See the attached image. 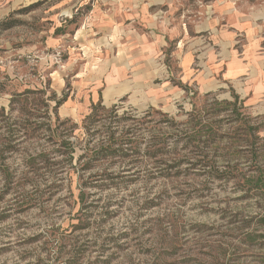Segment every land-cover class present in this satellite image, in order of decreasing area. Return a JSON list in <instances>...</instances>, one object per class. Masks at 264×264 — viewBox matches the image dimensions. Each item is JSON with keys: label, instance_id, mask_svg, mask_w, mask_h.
Masks as SVG:
<instances>
[{"label": "rangeland", "instance_id": "1", "mask_svg": "<svg viewBox=\"0 0 264 264\" xmlns=\"http://www.w3.org/2000/svg\"><path fill=\"white\" fill-rule=\"evenodd\" d=\"M118 1L0 0L15 20L0 26V264H264V99L181 84L171 40L160 62L180 97L148 105L143 80L89 99L85 78L117 64L100 17ZM111 132L134 143L80 170Z\"/></svg>", "mask_w": 264, "mask_h": 264}, {"label": "crops", "instance_id": "2", "mask_svg": "<svg viewBox=\"0 0 264 264\" xmlns=\"http://www.w3.org/2000/svg\"><path fill=\"white\" fill-rule=\"evenodd\" d=\"M178 1L173 11L174 0H119L100 17L102 27L115 35L117 64L97 79L85 78L89 99L99 90L102 102L113 103L137 90L143 80L148 105L180 97L183 90L170 82L173 73L160 62L168 40L175 43L172 58L181 84L202 92L230 84L253 102L264 99V0L192 1L200 2L201 9ZM150 60L156 62L159 84L141 77L151 72Z\"/></svg>", "mask_w": 264, "mask_h": 264}, {"label": "trees", "instance_id": "3", "mask_svg": "<svg viewBox=\"0 0 264 264\" xmlns=\"http://www.w3.org/2000/svg\"><path fill=\"white\" fill-rule=\"evenodd\" d=\"M13 22H15V20L4 18V19H2L0 21V26L3 27V28H8V27H10V26L15 24ZM186 89H187V87H186ZM189 92L191 93L192 90L188 89V93ZM64 98H65V96H64ZM64 98L58 99L56 101V105L55 106H58L62 102V99H64ZM95 107L96 106H93L91 114L89 115V117L94 112ZM246 127L249 129V126H246ZM126 133L123 134V135L114 136V133L111 132L108 135V137L106 138L105 142H101L98 145V147L91 148V147H87L86 146L83 154H81L78 157L77 164H79V169L80 170H84V169L88 168L91 165L92 161H94L95 158L97 156H99L100 153L107 152V153L111 154L113 152H116L118 150V148H119V147L118 148L115 147L116 144H117V146H121L123 144H132V143H134V139L130 135H127ZM58 147H59V151H61V153L67 155V160L69 161V159L72 157L71 152H73V150H74V142H72L70 140H67V141H63L62 140V141H60ZM152 147L154 148L153 149L154 152H156L157 150H161L160 149L161 146H158L156 144H153ZM82 157H85L86 159L82 160ZM252 180L253 179L249 180V182H252ZM259 184L263 185L264 181H262V179L260 177H257L256 181H255V184L253 186L256 187Z\"/></svg>", "mask_w": 264, "mask_h": 264}]
</instances>
